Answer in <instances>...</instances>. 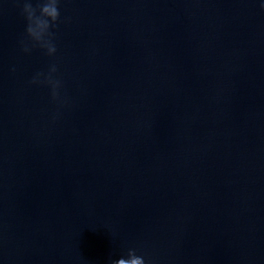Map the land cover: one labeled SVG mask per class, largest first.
<instances>
[{
	"label": "water",
	"instance_id": "95a60500",
	"mask_svg": "<svg viewBox=\"0 0 264 264\" xmlns=\"http://www.w3.org/2000/svg\"><path fill=\"white\" fill-rule=\"evenodd\" d=\"M60 11L48 57L0 5V264H264L257 0ZM53 63L62 105L29 83Z\"/></svg>",
	"mask_w": 264,
	"mask_h": 264
},
{
	"label": "clouds",
	"instance_id": "9594fccd",
	"mask_svg": "<svg viewBox=\"0 0 264 264\" xmlns=\"http://www.w3.org/2000/svg\"><path fill=\"white\" fill-rule=\"evenodd\" d=\"M3 3L4 0H0V5ZM16 3L21 9V16L26 21V35L20 41L21 51L30 54L33 49L38 48L46 56L55 57L58 51L56 32L61 22V0H16ZM257 3L264 10V0H257ZM11 71L14 72L15 68L13 67ZM57 72V65L53 63L46 72H36L29 83L49 86L52 101L62 105L65 103L60 94L63 82L58 78ZM111 264H148V262L144 256L137 254L136 249L129 248L126 255L113 259Z\"/></svg>",
	"mask_w": 264,
	"mask_h": 264
}]
</instances>
